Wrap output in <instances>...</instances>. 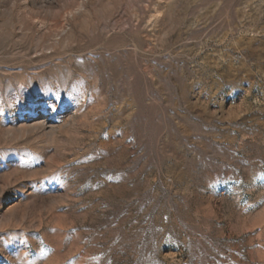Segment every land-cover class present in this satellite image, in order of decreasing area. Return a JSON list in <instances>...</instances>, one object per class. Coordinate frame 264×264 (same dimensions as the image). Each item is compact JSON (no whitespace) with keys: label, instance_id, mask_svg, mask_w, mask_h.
I'll use <instances>...</instances> for the list:
<instances>
[{"label":"rangeland","instance_id":"374dc122","mask_svg":"<svg viewBox=\"0 0 264 264\" xmlns=\"http://www.w3.org/2000/svg\"><path fill=\"white\" fill-rule=\"evenodd\" d=\"M0 264H264V0H0Z\"/></svg>","mask_w":264,"mask_h":264},{"label":"bare ground","instance_id":"6f19581e","mask_svg":"<svg viewBox=\"0 0 264 264\" xmlns=\"http://www.w3.org/2000/svg\"><path fill=\"white\" fill-rule=\"evenodd\" d=\"M43 126V125H42Z\"/></svg>","mask_w":264,"mask_h":264}]
</instances>
